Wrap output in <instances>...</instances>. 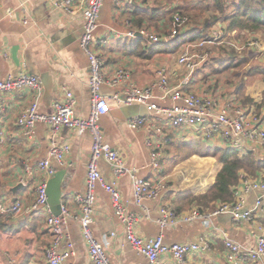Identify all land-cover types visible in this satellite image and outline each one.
I'll use <instances>...</instances> for the list:
<instances>
[{"label": "crops", "instance_id": "obj_1", "mask_svg": "<svg viewBox=\"0 0 264 264\" xmlns=\"http://www.w3.org/2000/svg\"><path fill=\"white\" fill-rule=\"evenodd\" d=\"M23 3L28 9V15L21 10ZM180 5L182 3L166 0L164 2L163 0H105L94 36V45L103 60L102 70L106 78L124 69L129 74V79L118 87L103 85V93H118L120 98L124 99L126 90L131 84L146 86L152 83L157 78V71L164 66L172 70L170 76L172 83L176 84L180 80L184 69L182 71L179 67L177 59L180 48L189 41L175 50H155L161 44H149L139 33L141 29L146 28L168 33L173 24L174 13L181 7ZM204 14L206 15L204 17H209L208 14ZM204 17L199 21L201 24ZM218 25H222L224 33L228 32L227 24L221 21L211 26L209 30ZM199 26L197 24L192 25V28L184 27L182 33L190 32L194 27ZM240 29L242 28L229 31L232 35H239ZM83 30V13L72 0H0V79L10 75L17 76L22 72L39 77L43 87L39 106L41 113H51L54 102L62 100L66 91H72L76 99V116L87 118L91 109V92L88 85L90 66L80 45ZM130 31L138 32L136 37H130L128 35ZM138 42L141 43L142 49L136 47ZM257 47L264 51V45ZM250 48L254 53H250V56L256 58L252 62L254 72L252 71L251 78L254 74H258L260 78L252 79V83L249 82L250 79L246 74L243 75L242 69L239 68L240 64L239 67H233L222 74L214 73L215 67L205 62L196 71L187 89L200 95H212L218 100V108L228 106L232 100L245 107L254 105L257 107L262 101L264 92V82L261 80L264 59L257 56L259 54L255 51V46ZM13 51L17 52L19 63L13 59ZM211 64L213 65V62ZM241 85L243 87L239 92ZM155 96L157 103L162 106L177 104L170 96H164L159 89L155 90ZM32 101L33 90L30 88L4 94L6 111L0 135V202L10 205L19 201L23 206V212L12 217L0 213V264H49L45 249L51 244L53 233L46 226V220L50 215L54 216V213L50 206V210L41 208L29 211V209L35 200L37 186L45 178L38 165L41 160L49 157L51 127L39 122L33 136L30 137L24 134L17 124L21 110ZM146 112V109H141V105H124L102 115L98 123L105 142L123 156L129 168H136L141 178L158 181L164 177L150 166L149 140L155 143L161 142L164 147L176 142L185 144L193 140L195 143L202 140L196 135L192 136L191 129L184 131L172 128L161 117H158L157 123L163 126V132L156 135L150 131V122L152 119L156 120L155 115ZM134 116L146 117L148 125L141 129H130L127 122ZM57 140L60 144L70 146V152L63 164L52 161L56 169L53 177L57 173L62 177L61 213L57 216L63 215L62 207L71 215V218L67 219L59 251H66L68 244H71L74 254L66 260L67 264H92L89 246L79 221L83 216L82 205L77 202L76 196L84 195L87 190V170L93 138L90 131L80 135L76 131L62 128ZM216 145L210 143L209 146ZM247 149L248 151L242 153L243 155L253 151L258 160L264 159V150L251 147ZM168 161L170 159L166 157V162L164 159V175L168 182L166 190L158 199L146 200L138 206L133 199L129 175L116 178L112 166L103 158L99 160V168L104 180L107 183L116 182L128 213L140 218L136 226L137 235L144 238L163 235L166 243L169 244L200 245L199 250L187 255L184 264H228L224 239L219 230L227 233L234 241L247 246H254L257 238L264 236V213L260 211L254 213L251 221L236 222L230 214H223L213 219L210 227L195 221L161 228L157 220L162 205L172 206L179 212L189 211L195 205L194 198L210 190L203 186L204 190H197L194 193L176 186L175 177L173 179L171 177L173 172L171 175L168 172L167 163L170 164ZM243 174L247 179H258L264 176V168L254 174L247 172ZM20 176L25 178V183L19 182ZM215 179L216 176L211 187ZM18 184H23V188L13 193L11 189ZM242 186L240 181L238 188L241 189ZM243 193L247 210L253 209L257 199L264 195V191L253 189ZM95 194L96 204L91 229L94 237L105 248L111 264H149L147 257L128 241L126 227L115 214L110 193L99 184ZM216 205L217 208L221 204ZM159 264L181 263L172 255L163 254L159 258ZM259 264H264V261Z\"/></svg>", "mask_w": 264, "mask_h": 264}, {"label": "built area", "instance_id": "obj_2", "mask_svg": "<svg viewBox=\"0 0 264 264\" xmlns=\"http://www.w3.org/2000/svg\"><path fill=\"white\" fill-rule=\"evenodd\" d=\"M81 9L84 16V30L80 38V45L85 52L90 66L89 88L91 92V109L87 118L76 116V99L72 91H66L62 100L53 104L51 113L39 111L40 102L43 96V87L39 77L22 72L17 76L10 75L0 79V135L1 126L5 115L4 94L12 93L23 88L33 90V101L23 108L19 114L17 124L28 136H33L35 127L39 122L46 123L51 127L49 157L39 163V169L45 174V178L39 183L36 190L35 200L30 205L31 210L41 208L49 209L48 201V177L56 173L52 161L60 164L66 159L70 152L68 144H60L57 135L62 128H67L83 135L90 131L93 138L91 158L87 170V190L83 195H77L76 200L82 204L83 218L81 226L85 238L90 245V257L92 264H110L105 248L94 237L90 228L92 221L91 214L96 204L95 189L101 185L110 193L116 214L127 226V238L141 253H143L149 264H159V258L163 254H170L176 261L184 264L189 253L200 249V245L191 243H166L163 235L155 238H142L135 234L137 218L128 214L122 196L117 189L116 182L107 183L99 168L100 158L112 166L116 178L129 175L132 182L133 199L136 205L140 206L146 200L158 199L167 188V177L164 175V159L166 158L163 143L148 141L151 149V168L164 178L154 181L141 178L136 168H129L123 156L112 149L104 140L102 130L99 126V119L102 115L110 113L124 105L145 106L149 113L155 115L150 122V131L156 135L163 132V126L158 124V117L167 121L172 128L184 130L191 129V135L200 137V140L210 141L226 148H231L245 154L247 148H259L264 150V109L258 110L255 106H242L236 101H230L229 105L218 108V100L210 94H198L190 91L187 87L191 84L196 71L207 62L208 54L202 50L208 43L223 44L224 29L222 25L211 28L203 35L193 41L185 43L179 51L177 64L184 69L180 80L174 84L171 82L172 70L164 66L157 72V78L146 86L131 84L126 90V97L120 98L118 93L105 94L102 92L103 85L118 87L122 82L129 79V74L124 70H118L112 77L106 78L103 73V60L98 54L94 45L95 32L99 26V17L105 0H72ZM21 10L28 15L25 4H21ZM173 26L168 33H160L151 29H141L139 33L149 44H161L171 42L178 34L179 27L186 24V18L174 14ZM27 21V18H26ZM138 32L130 31V37H136ZM248 47H257V42L251 41ZM260 47V46H259ZM262 47V46H261ZM243 48V47H242ZM245 48V47H244ZM159 89L164 96H170L177 104L173 106H162L157 103L155 90ZM128 127L136 130L148 125L144 116L129 118ZM196 137V138H198ZM242 174V188L238 185L234 188L235 198L231 203L221 204L211 212H202L198 207L189 211L178 212L174 207L162 205L159 208L160 216L157 220L162 228L176 226L181 222L192 223L202 222L210 227L213 219L223 214H232L233 220L251 221L254 213H264V195L257 199L253 209H246V198L243 192L250 189L264 191V176L258 179H247ZM24 181L19 177V182ZM245 210L242 214V210ZM23 206L19 201L10 205L0 202V213L12 217L22 213ZM62 216H50L47 225L52 229L54 239L46 249V258L49 264H67L70 257L69 250L60 252L59 245L64 236V226L69 211L63 208ZM224 239L226 248V261L228 264H259L264 261V236L257 238L254 246L240 244L229 237L225 232L219 230ZM71 248L72 245L70 244Z\"/></svg>", "mask_w": 264, "mask_h": 264}, {"label": "trees", "instance_id": "obj_3", "mask_svg": "<svg viewBox=\"0 0 264 264\" xmlns=\"http://www.w3.org/2000/svg\"><path fill=\"white\" fill-rule=\"evenodd\" d=\"M192 8L193 10L190 12H188L187 5L176 9L174 14L186 18L185 26L179 27V34L170 43H161L155 50H175L183 43L201 37L205 29H209L220 21L228 24V31L242 28L248 29L252 33L264 34V0H201ZM202 13L208 14L209 17H204ZM202 17H204V20L201 26L199 21ZM173 20L172 18V22ZM197 24L200 26L194 27L190 32L182 33L183 29L192 28V25ZM136 47L142 49L141 43L138 42ZM238 62L240 63V61H237V55H234L233 52L228 59L217 58L213 61L214 73L222 74L238 66ZM262 81L264 82V69L262 71ZM241 89L242 87H240L239 92H241ZM257 108L258 110L264 109V92L262 101L257 104ZM206 151L210 155L217 156L222 167L217 173L211 189L194 198V204L202 212L213 211L216 209V204L231 203L235 198L234 188L242 179L241 175L244 172L254 174L257 170L264 168V159L258 160L253 151L243 155L237 150L217 145H207Z\"/></svg>", "mask_w": 264, "mask_h": 264}, {"label": "rangeland", "instance_id": "obj_4", "mask_svg": "<svg viewBox=\"0 0 264 264\" xmlns=\"http://www.w3.org/2000/svg\"><path fill=\"white\" fill-rule=\"evenodd\" d=\"M169 2L182 3L180 6L187 5L188 12L193 10V5L198 4L201 0H166ZM231 1V0H227ZM164 2V0H163ZM208 3V2H206ZM203 7V5H201ZM206 16L204 13H202ZM173 23V22H172ZM228 25V24H227ZM173 26V24H172ZM171 26V28H172ZM202 26V24H201ZM149 29V28H146ZM207 32L209 29H205ZM260 34V33H258ZM249 35V36H248ZM251 37V38H250ZM223 44L220 43H208L202 49L207 54V64H210L211 67L213 62L217 58L228 59L229 55L233 52L234 55H237V61H240V67L243 71V75H247L250 79L249 82L252 83V79L260 78L258 74H254L253 78H251V73L254 71V66L252 62L254 56H250V53L254 54L251 51V48L247 45L251 41L257 42V45H264V35L253 34L248 29H240V33L231 34L230 31L224 33V37L222 38ZM243 47V48H242ZM245 47V48H244ZM255 51L259 54L257 55L259 58L264 59V51L261 48L255 47ZM237 63V64H238ZM253 71V72H252ZM262 80V79H261ZM242 82V81H241ZM235 84V83H234ZM240 87H243L242 85ZM207 145H210L207 141L196 142H187V143H179L176 142L171 146L164 147L165 155L168 159H170V164L167 163L169 175H172V179L175 177V185L188 189L189 192H196L197 190L201 191L205 188L211 189V183L215 178L217 172L222 166L218 161L217 156H213L208 154L206 151ZM212 145V144H211ZM172 154V155H171ZM166 162V158H165ZM165 164V163H164ZM203 186L205 188H203ZM193 207H197L194 205ZM192 207V208H193Z\"/></svg>", "mask_w": 264, "mask_h": 264}, {"label": "water", "instance_id": "obj_5", "mask_svg": "<svg viewBox=\"0 0 264 264\" xmlns=\"http://www.w3.org/2000/svg\"><path fill=\"white\" fill-rule=\"evenodd\" d=\"M141 35V34H140ZM13 55V59L15 60L16 63H19V60L17 58V52L15 53V51L12 52ZM141 109L144 110L147 108L145 106H141ZM147 112H149L147 110ZM146 112V113H147ZM60 174L57 173L55 177H53V179H51V181H49L48 183V196H49V204L50 207L52 208V212L54 213V215H59L61 213V193H60V189H61V183H62V177L59 176ZM21 188H23V184H18L16 187L12 188L11 191L13 193H16L18 190H20ZM245 210L243 209L240 213L242 214ZM231 218H233V215L231 214L230 216Z\"/></svg>", "mask_w": 264, "mask_h": 264}, {"label": "bare ground", "instance_id": "obj_6", "mask_svg": "<svg viewBox=\"0 0 264 264\" xmlns=\"http://www.w3.org/2000/svg\"><path fill=\"white\" fill-rule=\"evenodd\" d=\"M51 177H53V176H51ZM51 177H48V183H49V179L51 178ZM22 183H25V178H24V181L22 182ZM39 186V185H38ZM37 186V187H38ZM16 202V201H15ZM14 202V203H15ZM79 204H80V202L79 201H77ZM48 204H49V202H48ZM82 205V204H81ZM49 206H50V204H49ZM51 208V207H50ZM64 207H62V209H63ZM83 210V209H82ZM115 210V209H114ZM29 211H33V210H31V209H29ZM22 212H23V210H22ZM93 212H94V208H93ZM93 212H92V214H91V218H92V220H93V217H92V215H93ZM2 214V213H1ZM115 214H116V211H115ZM128 214H130V215H133L135 218H137V222H136V225H135V234H136V226H137V224H138V222H139V217L138 216H136V215H134V214H131V213H128ZM2 215H5V214H2ZM84 215V214H83ZM117 215V214H116ZM5 216H7V215H5ZM14 216H17V215H14ZM51 216V215H50ZM49 216V217H50ZM54 216H57V215H54ZM118 216V215H117ZM48 217V218H49ZM119 217V216H118ZM48 218H47V220H48ZM82 218H83V216L81 217V218H79V221H80V223H81V220H82ZM120 218V217H119ZM47 220H46V226L50 229V231L52 232V229L47 225ZM120 220H121V222L125 225V227H126V235H127V226H126V224L122 221V219L120 218ZM91 225H92V221H91V223H90V228H91ZM162 228V227H161ZM64 229H65V226H64ZM83 231V230H82ZM91 231H92V229H91ZM53 233V232H52ZM92 234H93V232H92ZM84 235V234H83ZM137 235V234H136ZM137 236H139V235H137ZM93 237H94V235H93ZM139 237H141V236H139ZM63 238H64V236H63ZM84 238H85V236H84ZM95 238V237H94ZM142 238H144V237H142ZM150 238H155V237H150ZM53 239H54V235H53ZM86 239V238H85ZM96 239V238H95ZM128 239V238H127ZM145 239V238H144ZM147 239V238H146ZM63 240V239H62ZM97 240V239H96ZM86 241H87V243H88V246H89V257H90V245H89V242H88V240L86 239ZM98 241V240H97ZM129 241V240H128ZM52 242H53V240H52ZM52 242H51V244H52ZM99 242V241H98ZM130 242V241H129ZM61 243H62V241H61ZM60 243V244H61ZM100 243V242H99ZM131 243V242H130ZM50 244V245H51ZM101 244V243H100ZM132 244V243H131ZM49 245V246H50ZM69 245L70 244H68V249L67 250H69L70 252H71V255H70V257L74 254V252H73V250H72V247L70 248L69 247ZM133 245V244H132ZM48 246V247H49ZM60 246V245H59ZM48 247H46V249L48 248ZM46 249H45V256H46ZM137 249V248H136ZM66 250V251H67ZM138 250V249H137ZM139 251V250H138ZM64 252V251H63ZM106 252V251H105ZM107 254V253H106ZM143 254V253H142ZM108 256V255H107ZM109 258V257H108ZM47 259V258H46ZM90 260H91V257H90ZM109 260H110V258H109ZM91 263H92V260H91ZM110 264H111V262H110Z\"/></svg>", "mask_w": 264, "mask_h": 264}]
</instances>
